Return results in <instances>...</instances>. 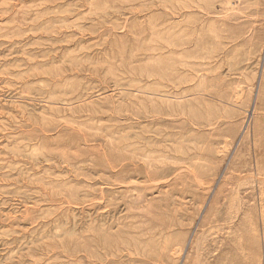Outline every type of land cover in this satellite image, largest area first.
Wrapping results in <instances>:
<instances>
[{"label":"rangeland","instance_id":"374dc122","mask_svg":"<svg viewBox=\"0 0 264 264\" xmlns=\"http://www.w3.org/2000/svg\"><path fill=\"white\" fill-rule=\"evenodd\" d=\"M0 264H264V0H0Z\"/></svg>","mask_w":264,"mask_h":264}]
</instances>
